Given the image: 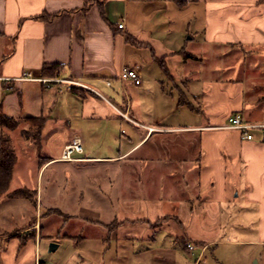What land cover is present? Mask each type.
Masks as SVG:
<instances>
[{"label":"crops","instance_id":"0c3cea01","mask_svg":"<svg viewBox=\"0 0 264 264\" xmlns=\"http://www.w3.org/2000/svg\"><path fill=\"white\" fill-rule=\"evenodd\" d=\"M182 1L0 0V114L44 116L42 131L71 129L85 154L71 161L44 155L46 164L96 168L92 177H66L64 210L49 205L64 221H41L47 209L40 203L39 223L32 217L0 230V264H51L35 236L44 226L57 237L53 251L61 239L77 243L82 264H264V129L242 139L241 130L225 127L237 113L264 121V0ZM52 63L60 64L57 73L44 74ZM125 67L140 84L120 79ZM24 71L47 82L18 80ZM65 94L75 115L52 118ZM76 118L102 127L95 138L107 142L96 150L84 144ZM123 123L129 131H113ZM16 129L0 127V134L12 142ZM44 166L37 162V179ZM16 168L17 160L11 182ZM40 198L36 188L35 206ZM28 229L36 231L24 236ZM113 243L127 256L110 255Z\"/></svg>","mask_w":264,"mask_h":264},{"label":"rangeland","instance_id":"374dc122","mask_svg":"<svg viewBox=\"0 0 264 264\" xmlns=\"http://www.w3.org/2000/svg\"><path fill=\"white\" fill-rule=\"evenodd\" d=\"M98 90H100L105 96L108 98H111L113 101L116 102V104H120L119 100L117 98H114L111 94H109L107 91H104L101 87H97ZM118 94L120 97L122 96V99L124 98V95L127 92V86L124 87V90H118ZM117 94V95H118ZM69 94H65L63 98L67 101L64 102V99L60 98V103L55 105V109L53 111V114L50 115L52 118H57L58 116L62 117L63 119L68 116V113L72 116L75 115V112L77 110V107L74 105H69L68 102V96ZM62 99V101H61ZM109 110H112L108 107ZM54 121V119L52 120ZM76 126V132L82 134L84 138V144H86L87 141L91 144V149L96 150L101 147V145L104 142L107 141H97L95 138V131H104L102 130V127H99L96 129V127L92 124H94V121L90 120H82L76 118L75 121ZM107 123V121H103L102 124ZM21 124H25V126H28V123L23 119L19 121L18 127H20ZM101 124V125H102ZM17 127V128H18ZM116 128V129H115ZM122 128H124L123 131H129L127 126L123 123L120 127H113V131H121ZM20 129H16L15 131L11 132V138L13 146L16 149L17 156V168L15 170L13 180L11 184L9 185L8 191L0 196V212L3 214L0 217V230L5 231L12 230L15 228H20V226L29 225L31 222L32 217L37 218V222L39 220V217L42 216L41 210L39 211L40 203L43 204L44 209H47L45 214H43L41 221H45L47 225H52L54 227V223L56 220L63 219V221L66 219V216H62L64 213L61 210H57L55 208L51 209L49 208V205H52L53 207H60L64 210L63 206L59 204L60 196L64 195L66 190H70V185L66 183L65 179L66 177H73L78 181V177L82 173L85 177H92L94 175L96 168L94 167H80L77 163L74 162H64V161H56L51 160L46 164V162L49 160L44 155L47 156H56L59 153V159L61 155V151L64 147L61 149V143L62 141L66 140L69 137V140L72 135L71 129L68 131H62L61 129L53 130L51 126H46L44 131H42L41 134V143L38 148V150L34 147L32 142L30 140L24 139L21 135ZM257 134L262 130L260 128L255 129ZM124 136V134H122ZM123 138V137H122ZM158 136H153L152 139L146 144V148L149 147V145H153L155 141L158 140ZM71 141V140H70ZM105 145V144H104ZM114 147H117L115 145ZM61 149V151H60ZM84 150V147H83ZM85 154L83 151L82 155ZM56 161V162H55ZM37 162L41 166H45L41 169L40 176L37 179ZM51 163V164H50ZM36 188L39 189V192H41V198L38 200V204L35 206V191ZM21 191V193H20ZM15 192H19L18 194H15ZM49 208V209H48ZM59 212H57V211ZM55 213V214H54ZM53 214V215H51ZM45 215V216H44ZM39 223V222H38ZM36 224V230H39V224ZM7 226H10L8 228ZM44 230L40 231L39 234L35 233L37 238H41V244L40 249H38V252L40 253V257L42 260H45L46 262H49L51 264H82L79 261L78 253H80L79 246L77 243L74 242H65L62 239L60 240L61 245L59 248H57L55 251H48V246L50 243V238L52 240H56L57 237L54 235L51 237H47L46 233L48 230L45 228ZM36 230L28 229L27 232H24V236H28L27 233H30ZM58 231H60L58 229ZM18 232V231H17ZM22 235V233H19ZM56 234H60L57 232ZM46 236V237H44ZM51 240V241H52ZM115 248L114 243L111 245L110 249V255H117L118 258L126 257L127 254L122 253L121 250H117ZM75 251V252H74ZM117 252V253H116ZM107 254L108 252L103 254L104 261L107 263ZM143 259V255H139ZM204 257L207 258L208 261L213 262V257L211 255L210 250H207L204 253ZM136 258L134 259V261ZM140 261L141 259H137V261ZM178 264H190L188 261L183 259H177ZM141 262V261H140ZM192 264V262H191Z\"/></svg>","mask_w":264,"mask_h":264},{"label":"trees","instance_id":"16d2710c","mask_svg":"<svg viewBox=\"0 0 264 264\" xmlns=\"http://www.w3.org/2000/svg\"><path fill=\"white\" fill-rule=\"evenodd\" d=\"M181 4L182 0H172ZM60 67L59 63H52L50 65H44V74H49L54 76L58 68ZM73 87V86H72ZM28 123V126L21 130V135L24 139L30 140L34 147L38 150L41 143V133L42 129L46 122V117L38 116H29L25 119ZM19 120L5 115L0 114V127H5L10 130H14L18 127ZM17 160V154L15 152L14 146L11 142L10 137L6 133L0 134V196L5 194L8 191L14 165ZM19 192H15L18 194ZM21 193V191H20ZM156 222L152 223V225Z\"/></svg>","mask_w":264,"mask_h":264},{"label":"built area","instance_id":"2783aa9c","mask_svg":"<svg viewBox=\"0 0 264 264\" xmlns=\"http://www.w3.org/2000/svg\"><path fill=\"white\" fill-rule=\"evenodd\" d=\"M118 28H122L123 24L118 23ZM119 77L122 80H131L134 84H140L141 80L139 77L138 72L130 67L123 68L120 73ZM18 80H41L47 82V79L35 76L31 71H24L22 74L17 78ZM72 84L80 85L82 87L89 88V86L82 84L77 81H73ZM107 84H110L107 81ZM93 90V89H91ZM227 128H235L241 130V137L242 139H252V133L249 132L252 128H260L264 129V121L262 123H248L245 122L240 114H234L228 117L227 123L225 125ZM83 153V144L78 135H74L70 142L66 143L61 151L60 160L64 161H71L79 159L78 155ZM189 248H192V244H188ZM35 264H44L39 259L36 260Z\"/></svg>","mask_w":264,"mask_h":264},{"label":"water","instance_id":"95a60500","mask_svg":"<svg viewBox=\"0 0 264 264\" xmlns=\"http://www.w3.org/2000/svg\"><path fill=\"white\" fill-rule=\"evenodd\" d=\"M263 135H264V133H263ZM56 246H57L56 243H54V242H50V243H49V246H48V250H49V251H53V250L56 248Z\"/></svg>","mask_w":264,"mask_h":264}]
</instances>
